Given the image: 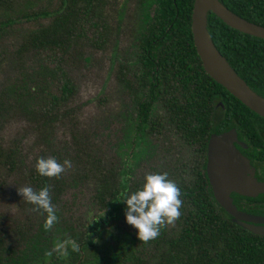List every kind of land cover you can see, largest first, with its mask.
I'll return each instance as SVG.
<instances>
[{"label":"trees","instance_id":"16d2710c","mask_svg":"<svg viewBox=\"0 0 264 264\" xmlns=\"http://www.w3.org/2000/svg\"><path fill=\"white\" fill-rule=\"evenodd\" d=\"M120 1L0 0V64L10 58L16 68L0 89V120H25L34 133L35 150L30 165L17 145L0 141V199L11 177L27 181L34 191L48 186L58 217L47 231L43 228L46 214L38 212L41 220L27 226L0 217V264H152L145 257L151 246L158 254L153 264H264V237L228 214L201 183L184 184L176 165L163 171L181 192L175 229L170 231V224H165L148 242L126 233L118 238L114 222L125 211L119 200L144 182L133 184L131 177L133 159L148 135L169 128L193 140L207 127L206 116L216 111L218 101L225 113H254L205 72L191 30L194 0H141L140 13L134 16H128ZM220 1L264 26V0ZM124 14L126 30L138 47L130 82L136 113L122 166L116 171L106 166L88 134L78 133L77 87L66 67L88 62L86 45L107 43L110 23L116 20L119 25ZM207 27L231 67L264 97V40L227 26L213 13L208 14ZM157 103L163 104L164 114L154 116ZM60 124L69 127L71 139L56 149L55 130ZM40 157H54L61 164L68 160L77 167V175L67 179L64 171L58 177L40 176L35 170ZM89 180L95 184L98 212L79 223L63 196ZM257 213L264 215V207ZM11 234L18 237L17 243L11 244ZM57 242L66 243L68 257L60 258L55 252L46 256ZM71 242L79 245L78 252L71 251Z\"/></svg>","mask_w":264,"mask_h":264},{"label":"rangeland","instance_id":"374dc122","mask_svg":"<svg viewBox=\"0 0 264 264\" xmlns=\"http://www.w3.org/2000/svg\"><path fill=\"white\" fill-rule=\"evenodd\" d=\"M120 4L124 6L128 16L139 14L142 8L141 0H121ZM151 10H154V6ZM127 21L128 18L124 14L119 25H116V20L110 23L111 30L105 40L107 43L103 46L86 45L84 55L89 57L88 62L66 67L77 87L78 133L82 136L88 134L106 166L116 171L122 166L128 129L136 113L135 93L130 82L133 81L132 76L137 68L138 47L135 39L126 30ZM8 52L11 54L10 49ZM15 72L12 60L5 58L0 64V89ZM222 111L221 102L218 101L216 112ZM161 114H164L163 104L157 103L153 115ZM166 131L164 134L148 135L145 139L133 159L134 169L131 177L133 184L144 181L146 174L160 173L165 171V168L168 170L175 165L180 166L182 145L172 129L166 128ZM70 134L71 131L65 124L57 126L54 138L56 149L62 148L70 141ZM0 141L5 146L17 145L26 162L30 165L33 163L34 133L25 120L21 118L0 120ZM76 175L77 167L73 164L65 169L64 176L67 179ZM24 187L31 185L15 177L7 180L0 199V217L5 219L4 222L10 219L20 226H27L31 223L36 225L41 220V215L19 194L18 191ZM94 188L95 184L91 180L84 181L80 189L67 191L63 196V200L74 212V219L79 223L87 222L89 217L98 212V206L93 198ZM114 226L120 233L118 238H123L125 236L123 233L129 234L130 237L136 235V230L125 222L124 213L114 222ZM168 228L170 231L174 230L175 224H170ZM3 230L7 231V228L4 227ZM9 241L15 244L18 237L11 234ZM145 257L150 263H155L158 259L155 248L149 247Z\"/></svg>","mask_w":264,"mask_h":264},{"label":"water","instance_id":"95a60500","mask_svg":"<svg viewBox=\"0 0 264 264\" xmlns=\"http://www.w3.org/2000/svg\"><path fill=\"white\" fill-rule=\"evenodd\" d=\"M209 13L215 14L235 30L263 40L264 26L238 15L220 0H194L191 30L194 46L205 72L250 110L264 116V97L251 89L214 44L207 27ZM212 151L209 174L217 202L228 214L244 222L246 229L264 237V216L251 215L238 210L229 197L232 191L244 195H258L255 191L260 188L263 191L264 184L248 177L247 172L251 170L249 162L235 148L224 152L213 145Z\"/></svg>","mask_w":264,"mask_h":264},{"label":"flooded vegetation","instance_id":"af4514ba","mask_svg":"<svg viewBox=\"0 0 264 264\" xmlns=\"http://www.w3.org/2000/svg\"><path fill=\"white\" fill-rule=\"evenodd\" d=\"M221 106L222 112L214 111L206 116L207 127L201 131V137L186 139L181 132L176 133L172 129L182 145L180 166H177L179 179L184 184L201 183L210 198L216 202L215 190L209 174L213 145L224 152L235 148L249 162L251 170L247 172L248 177L264 184V116L255 112L225 113L222 102ZM165 131L166 129L162 134ZM255 192L258 195H244L232 191L229 197L238 210L251 215L264 216L257 213L264 207V189L261 191L260 188Z\"/></svg>","mask_w":264,"mask_h":264},{"label":"clouds","instance_id":"9594fccd","mask_svg":"<svg viewBox=\"0 0 264 264\" xmlns=\"http://www.w3.org/2000/svg\"><path fill=\"white\" fill-rule=\"evenodd\" d=\"M70 167V161L65 160L61 164L54 157L37 158L35 164L36 172L43 177H58ZM18 192L27 203L34 205V211L46 214L43 228L46 231L50 230L58 217L51 202L49 187H42L39 191L24 187ZM180 196L181 192L177 184L168 178L167 173L160 172L146 174L141 187L134 192L124 194L119 201L123 202L125 208V222L136 230V236L140 241L148 242L160 234L161 227L165 224H173L180 217L182 206ZM100 217L92 219L90 223ZM70 246L71 251H79L77 243L71 242ZM53 252L60 258L69 255L65 242H57L46 256L50 257Z\"/></svg>","mask_w":264,"mask_h":264}]
</instances>
